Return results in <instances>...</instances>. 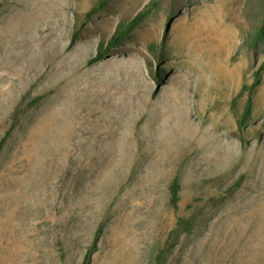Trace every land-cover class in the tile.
<instances>
[{
    "label": "rangeland",
    "instance_id": "rangeland-1",
    "mask_svg": "<svg viewBox=\"0 0 264 264\" xmlns=\"http://www.w3.org/2000/svg\"><path fill=\"white\" fill-rule=\"evenodd\" d=\"M147 1L85 21L96 0H0V264H153L177 217L164 264H264V68L240 130L245 94L232 102L264 64V0H162L91 61Z\"/></svg>",
    "mask_w": 264,
    "mask_h": 264
},
{
    "label": "trees",
    "instance_id": "trees-1",
    "mask_svg": "<svg viewBox=\"0 0 264 264\" xmlns=\"http://www.w3.org/2000/svg\"><path fill=\"white\" fill-rule=\"evenodd\" d=\"M162 0H148L142 8L137 11L132 17L121 20L116 25L115 31L109 35L106 39L100 41L96 47L94 56L91 61L97 60L107 55L110 50H113L123 44L130 42L132 32L134 28L140 24L145 17L153 10L157 9ZM107 4V0H96V2L84 13V20L92 19L96 14L100 13ZM171 18L166 21L168 26ZM78 26H75L71 34L72 40L78 38ZM254 43H260L264 45V18L261 20L259 26L253 32ZM147 55L145 56V66L148 77L152 80L157 88L164 80L167 73L165 63L168 60V49L162 41H150L145 45ZM264 68V64L259 66L254 72L253 81L250 84L243 85L239 92L232 98V102L235 103L237 99L241 98L245 94L244 102L240 113L236 118V128L242 129L250 120L253 109L252 93L258 84L259 72ZM39 100V97L32 98L26 105V107L32 106ZM17 110H23L21 107ZM17 112V111H16ZM239 182V181H238ZM182 187L178 176H175L167 186L168 206L173 212L179 210L180 193ZM189 222L181 217H177L175 226L167 234L164 243H161L155 247V255L153 257V264H164L168 255L173 253L174 249V235L188 230ZM99 231V230H98ZM83 264H87L84 262Z\"/></svg>",
    "mask_w": 264,
    "mask_h": 264
}]
</instances>
